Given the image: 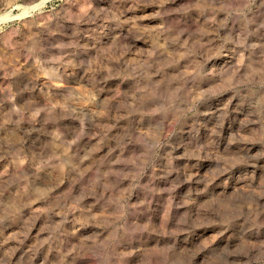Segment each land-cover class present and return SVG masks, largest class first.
<instances>
[{
    "label": "rangeland",
    "instance_id": "1",
    "mask_svg": "<svg viewBox=\"0 0 264 264\" xmlns=\"http://www.w3.org/2000/svg\"><path fill=\"white\" fill-rule=\"evenodd\" d=\"M0 264H264V0H0Z\"/></svg>",
    "mask_w": 264,
    "mask_h": 264
}]
</instances>
